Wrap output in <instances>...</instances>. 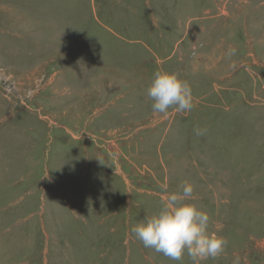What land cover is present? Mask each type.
<instances>
[{"label": "rangeland", "instance_id": "obj_1", "mask_svg": "<svg viewBox=\"0 0 264 264\" xmlns=\"http://www.w3.org/2000/svg\"><path fill=\"white\" fill-rule=\"evenodd\" d=\"M160 68L191 112H153ZM185 181L203 264H264V0H0V264H192L131 233Z\"/></svg>", "mask_w": 264, "mask_h": 264}, {"label": "clouds", "instance_id": "obj_2", "mask_svg": "<svg viewBox=\"0 0 264 264\" xmlns=\"http://www.w3.org/2000/svg\"><path fill=\"white\" fill-rule=\"evenodd\" d=\"M236 54V49L230 48L226 56L231 60ZM147 95L153 101V112L164 118L170 110L179 114L193 110L190 84L162 68L154 73ZM195 134L199 138L206 132L197 129ZM192 199V185L182 182L179 191L163 195L159 211L137 222L131 233L145 248L172 261H182L185 254L192 264L219 259L228 242L216 232H209L208 215L188 203Z\"/></svg>", "mask_w": 264, "mask_h": 264}, {"label": "bare ground", "instance_id": "obj_3", "mask_svg": "<svg viewBox=\"0 0 264 264\" xmlns=\"http://www.w3.org/2000/svg\"><path fill=\"white\" fill-rule=\"evenodd\" d=\"M57 46V45H56ZM75 81V80H74ZM79 82V81H78Z\"/></svg>", "mask_w": 264, "mask_h": 264}]
</instances>
